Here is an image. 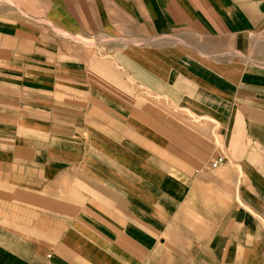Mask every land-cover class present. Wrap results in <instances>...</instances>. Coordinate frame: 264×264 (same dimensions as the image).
<instances>
[{"label":"crops","instance_id":"0c3cea01","mask_svg":"<svg viewBox=\"0 0 264 264\" xmlns=\"http://www.w3.org/2000/svg\"><path fill=\"white\" fill-rule=\"evenodd\" d=\"M0 264H264V0H0Z\"/></svg>","mask_w":264,"mask_h":264},{"label":"built area","instance_id":"2783aa9c","mask_svg":"<svg viewBox=\"0 0 264 264\" xmlns=\"http://www.w3.org/2000/svg\"><path fill=\"white\" fill-rule=\"evenodd\" d=\"M222 161V159H218L216 162L213 163V166L219 165L220 163H222Z\"/></svg>","mask_w":264,"mask_h":264}]
</instances>
